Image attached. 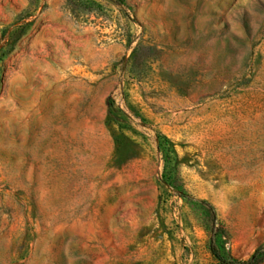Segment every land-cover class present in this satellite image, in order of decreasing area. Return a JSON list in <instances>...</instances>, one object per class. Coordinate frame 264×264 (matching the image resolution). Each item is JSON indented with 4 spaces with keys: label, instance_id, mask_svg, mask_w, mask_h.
I'll use <instances>...</instances> for the list:
<instances>
[{
    "label": "rangeland",
    "instance_id": "374dc122",
    "mask_svg": "<svg viewBox=\"0 0 264 264\" xmlns=\"http://www.w3.org/2000/svg\"><path fill=\"white\" fill-rule=\"evenodd\" d=\"M212 238L264 257V0H0V264Z\"/></svg>",
    "mask_w": 264,
    "mask_h": 264
},
{
    "label": "trees",
    "instance_id": "16d2710c",
    "mask_svg": "<svg viewBox=\"0 0 264 264\" xmlns=\"http://www.w3.org/2000/svg\"><path fill=\"white\" fill-rule=\"evenodd\" d=\"M184 195L186 196V194ZM199 202L204 205L208 218L215 224L217 219H216V213L214 207L206 201H199ZM211 251L213 255L220 261L221 264H259L264 261V257L260 255L261 254L260 251L257 252V254L254 255L252 259L249 261L243 262L234 258H225L220 254L219 248L215 245L214 238H212L211 240Z\"/></svg>",
    "mask_w": 264,
    "mask_h": 264
}]
</instances>
